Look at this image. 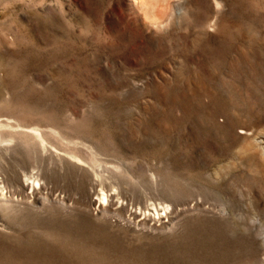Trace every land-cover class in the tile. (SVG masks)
Wrapping results in <instances>:
<instances>
[{
	"label": "rangeland",
	"instance_id": "obj_1",
	"mask_svg": "<svg viewBox=\"0 0 264 264\" xmlns=\"http://www.w3.org/2000/svg\"><path fill=\"white\" fill-rule=\"evenodd\" d=\"M0 264H264V0H0Z\"/></svg>",
	"mask_w": 264,
	"mask_h": 264
}]
</instances>
